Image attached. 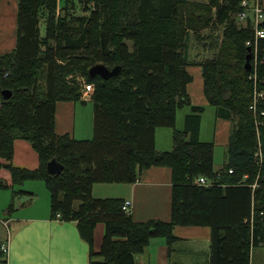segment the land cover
Instances as JSON below:
<instances>
[{
    "label": "trees",
    "instance_id": "trees-1",
    "mask_svg": "<svg viewBox=\"0 0 264 264\" xmlns=\"http://www.w3.org/2000/svg\"><path fill=\"white\" fill-rule=\"evenodd\" d=\"M242 1L20 0L17 46L0 55V87L13 92L0 105V156L13 158L18 136L32 143L39 167L11 166L14 181L46 182L52 217L59 213L62 221L77 222L81 238L90 247L89 264H135V254L153 238L170 237L175 225L212 228L211 264H252L253 249L264 246V125L256 138L251 110L254 86L249 78L254 72L258 89L264 90V40L257 66L246 70L247 49L241 41L251 38L253 31L250 26H236ZM80 2L88 14L77 15ZM210 22L227 25L224 37L232 45L225 42L218 56L191 63L190 31L200 35ZM90 63L119 69L108 78L92 77ZM190 64L202 67L210 103L219 116L233 123L225 171L214 168L215 143L199 138L204 107L193 105L188 127L175 128L177 110L191 104ZM76 71L88 74L87 82L94 86L91 139L55 130L57 102L81 99L79 83L66 80ZM42 72L45 96L38 89ZM7 80L15 89L6 86ZM159 127L175 128L170 152L156 150ZM259 149L261 165L255 162ZM52 159L64 167L60 174L49 170ZM152 165H169L173 170L170 222H136L123 210L125 199L93 196L95 183H132ZM202 176L213 184L196 183ZM100 222L106 224V233L97 252L95 228ZM3 256L0 264H6Z\"/></svg>",
    "mask_w": 264,
    "mask_h": 264
},
{
    "label": "crops",
    "instance_id": "crops-1",
    "mask_svg": "<svg viewBox=\"0 0 264 264\" xmlns=\"http://www.w3.org/2000/svg\"><path fill=\"white\" fill-rule=\"evenodd\" d=\"M19 6L20 0H0V55L13 51L17 46ZM193 70L199 72L201 77L199 91L191 88ZM188 71L193 75V80L187 85L191 104L179 109L188 106L190 110L185 111L184 128H177V117L175 128L184 131L188 127L187 116L195 113L192 106H202L200 138L203 116L212 104L205 93L202 67L194 64L193 69L188 66ZM214 108L220 126L217 132L219 141L214 143L226 149L224 163L218 169L214 154V168L225 171L230 161L233 123L219 116ZM84 123H87L86 130H83ZM170 128L173 130L157 128V152H170L173 149L175 128ZM55 130L60 135L69 134L80 140L93 138L94 105L91 99L59 100L56 104ZM84 134L88 137H82ZM39 164V154L32 143L20 136L14 141L13 158L8 160L0 156V225L8 231L5 234L0 228V247L4 244L8 246L6 253L0 251V261L6 255V264H89L90 247L81 238L77 222L52 217L51 193L46 182L38 178H25L19 183L14 181L11 166L35 170ZM172 194L173 170L169 165L147 167L132 183L107 182L93 186V196L96 198L131 200L133 220L143 223L151 220L170 222ZM105 233L106 224L100 222L95 228L94 247L97 252L101 250ZM211 237L212 228L208 225H175L170 237L153 238L142 252L135 254V264H211ZM259 247L253 249V254Z\"/></svg>",
    "mask_w": 264,
    "mask_h": 264
},
{
    "label": "rangeland",
    "instance_id": "rangeland-1",
    "mask_svg": "<svg viewBox=\"0 0 264 264\" xmlns=\"http://www.w3.org/2000/svg\"><path fill=\"white\" fill-rule=\"evenodd\" d=\"M188 1L189 2H200V1H195V0H188ZM207 1L208 0H204L202 2H207ZM262 2L264 5V0H262ZM80 3H77V5H76L77 15L88 14V12L84 11V5H82V3L81 4ZM195 11H201V10L199 8H197ZM215 11H216V8L212 7V13ZM59 12H60V10H58V13ZM239 12L237 14V21H238L237 24L238 25L236 24L238 29L240 28L238 26L245 25V23H242L239 21ZM214 28H217V29H214ZM226 28H227L226 24H224V25L212 24L211 25V22H210L208 27L202 28L199 31L200 35H197V33H195L193 30H191L190 31V40H189V44H188V54H189L191 63H197L198 64V62L199 63L204 62L206 59H210V57H214L216 55L218 56L220 54L222 44L224 45L225 42H226V45H232V42L228 41V38L224 37V30ZM41 31H42V34L44 35L45 34V25L44 24L41 25ZM197 36H201L204 38L200 41L199 39H197L198 38ZM216 37H220V38L218 40H216ZM249 38H247L245 41H241L242 43L244 42L243 43L244 48L247 49L246 54H248V52H249L248 51L249 47L247 45V41H249L251 39V38L250 39ZM211 43H213V45H211ZM251 52L253 53L252 50H251ZM242 54H243V52L240 53L239 61H240V59L243 58L244 54L243 55ZM77 56H80V55H77ZM246 61H247V57H245V59L243 60L244 65H245ZM59 62L63 63V64L65 63L64 60H59ZM256 62L257 61L255 58V54H253V57L251 60L253 68L256 66V64H257ZM1 66H3V65L0 64V67ZM93 66H95V65H92L91 63L89 64V67H88L89 72ZM193 66L194 65L190 64L189 69H193ZM77 67H78V65H77ZM193 75H194V81H193V85L191 88L197 89L199 91V89L201 88V85H200L201 84V77L199 76V72H197L196 70H193ZM249 78H250V80L253 81L254 90H253L252 97L254 98L255 93H256V88H257V79L255 78L254 72H252L249 75ZM66 80L71 84L72 83L74 84V82L79 83L78 85H79L81 92H82V89H83L82 84L84 81H86V82L88 81V74L85 75L84 72L76 71L74 73L66 75ZM6 84H7L6 86H11L12 88H14L13 84H11L9 82V80L6 81ZM38 89H39V92H41V95L45 96L47 89H46V85H45V78L43 76V72H42L41 77H40ZM0 96H1L0 97L1 98L0 99V105H1V102H3L2 98H4V97L1 93H0ZM209 108L210 109H207L204 116H203L202 135H201L200 139L202 141H209V142L217 141L218 142L219 136H218L217 132L220 129V126L218 123V119H217V115H216L214 106L211 105ZM186 110H190L188 106H186L184 109L183 108L179 109L177 112V118H178L177 119V128H179V129L184 128V119L183 118H184ZM253 115H254V123H255V130H256L255 135H256V138H259L258 122L260 120L264 121V119L259 118L254 112H253ZM86 129H87V123H84L83 130H86ZM163 129L173 130L170 127H163ZM82 137H88V136H87V134H84ZM258 145H259V143H258ZM225 153H226V149L224 146L218 145V144L215 145V150H214L215 164H216L215 167L217 169L222 167L221 165L224 163ZM0 228L5 232V234L8 233L7 229L3 228L1 225H0ZM252 262H253V264H264V247H259V248L255 249Z\"/></svg>",
    "mask_w": 264,
    "mask_h": 264
},
{
    "label": "built area",
    "instance_id": "built-area-1",
    "mask_svg": "<svg viewBox=\"0 0 264 264\" xmlns=\"http://www.w3.org/2000/svg\"><path fill=\"white\" fill-rule=\"evenodd\" d=\"M195 1H204V0H195ZM241 10L239 12V21L245 23L244 27L250 26L253 31V37L247 41V45L255 54L256 61L258 60V51L260 47L261 40H264V5L262 0H243L241 3ZM257 63V62H256ZM257 66V64H256ZM255 66V67H256ZM253 67V66H252ZM255 74V73H254ZM257 79V75L255 74ZM81 98L84 101L91 99V95L94 91V86L92 83L84 81L82 84ZM251 110L259 117L264 119V90H259L256 88L255 97L251 104ZM264 125V121L260 120L258 122V127ZM255 162L257 165H261L263 162V153L262 149H259L255 154ZM232 171V169L230 170ZM220 174V173H218ZM220 176V175H219ZM213 180L207 177H199L196 179V183L200 185H212ZM256 183L254 186H257ZM132 201L125 200L123 204V210L127 214L132 213ZM60 217V214L57 215ZM2 250L6 253L8 251V246L5 244L2 246Z\"/></svg>",
    "mask_w": 264,
    "mask_h": 264
},
{
    "label": "water",
    "instance_id": "water-1",
    "mask_svg": "<svg viewBox=\"0 0 264 264\" xmlns=\"http://www.w3.org/2000/svg\"><path fill=\"white\" fill-rule=\"evenodd\" d=\"M248 54H247V61L245 64V68L247 70H250L252 68V57H253V53L251 52V48H248ZM119 68H115L114 70H109L105 65L103 64H98L95 65L91 68L90 70V76H95V75H102L106 78L116 74L118 72ZM0 93L3 95L4 98L8 99L12 96L13 92L9 89H1L0 87ZM48 168L51 172L53 173H57L60 174L64 167L59 164L55 159H52L49 164H48Z\"/></svg>",
    "mask_w": 264,
    "mask_h": 264
},
{
    "label": "bare ground",
    "instance_id": "bare-ground-1",
    "mask_svg": "<svg viewBox=\"0 0 264 264\" xmlns=\"http://www.w3.org/2000/svg\"><path fill=\"white\" fill-rule=\"evenodd\" d=\"M90 83V82H89ZM92 99V98H91Z\"/></svg>",
    "mask_w": 264,
    "mask_h": 264
}]
</instances>
